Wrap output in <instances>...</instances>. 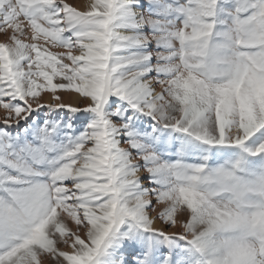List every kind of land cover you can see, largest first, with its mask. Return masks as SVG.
<instances>
[{"label": "snow or ice", "instance_id": "1", "mask_svg": "<svg viewBox=\"0 0 264 264\" xmlns=\"http://www.w3.org/2000/svg\"><path fill=\"white\" fill-rule=\"evenodd\" d=\"M0 34V264H264V0H0Z\"/></svg>", "mask_w": 264, "mask_h": 264}, {"label": "rangeland", "instance_id": "2", "mask_svg": "<svg viewBox=\"0 0 264 264\" xmlns=\"http://www.w3.org/2000/svg\"><path fill=\"white\" fill-rule=\"evenodd\" d=\"M67 3L71 4L74 7H77L79 10H84L85 7L91 2V0H66ZM6 40V37L3 34H0V42H4ZM43 43V41H41ZM53 52H63L65 51L64 49H51ZM62 96V99L65 103H72L74 106L78 107H83L86 105L87 101L86 100H81L77 94H71V93H60ZM43 102L44 103H53L54 101L52 100V97L50 94L43 93ZM77 97V103H73V98ZM6 113L4 112L3 109H0V124H2L3 119L5 117ZM158 210H162V207H158ZM174 232L180 231L179 228L172 229Z\"/></svg>", "mask_w": 264, "mask_h": 264}, {"label": "bare ground", "instance_id": "3", "mask_svg": "<svg viewBox=\"0 0 264 264\" xmlns=\"http://www.w3.org/2000/svg\"><path fill=\"white\" fill-rule=\"evenodd\" d=\"M89 4H90V2H89ZM77 100H78L77 97H74V98H73V103L76 104V103H77ZM158 226H159V225H158Z\"/></svg>", "mask_w": 264, "mask_h": 264}]
</instances>
